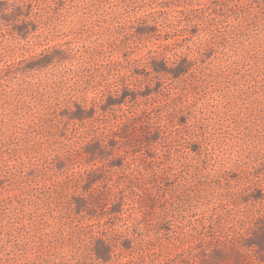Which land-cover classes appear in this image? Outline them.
Masks as SVG:
<instances>
[{"label": "rangeland", "instance_id": "obj_1", "mask_svg": "<svg viewBox=\"0 0 264 264\" xmlns=\"http://www.w3.org/2000/svg\"><path fill=\"white\" fill-rule=\"evenodd\" d=\"M0 264H264V0H0Z\"/></svg>", "mask_w": 264, "mask_h": 264}, {"label": "trees", "instance_id": "obj_2", "mask_svg": "<svg viewBox=\"0 0 264 264\" xmlns=\"http://www.w3.org/2000/svg\"><path fill=\"white\" fill-rule=\"evenodd\" d=\"M37 61H39V65H43V66H48L50 65V63L53 61L54 57L53 55H51V53H46L45 55L41 56V54L39 56H35V58ZM187 63H185V65H183L182 67H180L177 71H179V73L183 72L184 66H186ZM156 72H161L162 69L161 68H155Z\"/></svg>", "mask_w": 264, "mask_h": 264}]
</instances>
